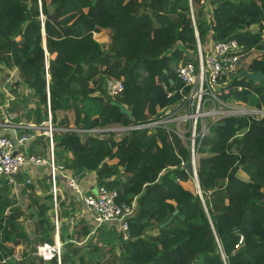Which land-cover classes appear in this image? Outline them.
<instances>
[{"label": "trees", "instance_id": "16d2710c", "mask_svg": "<svg viewBox=\"0 0 264 264\" xmlns=\"http://www.w3.org/2000/svg\"><path fill=\"white\" fill-rule=\"evenodd\" d=\"M190 4L203 45L208 37L235 39L239 54L252 57L246 70L264 72V0H0V69L15 70L14 88L27 87L17 99L0 93V104L21 108L16 121L40 124L49 102L57 161L73 173H94L118 203L135 202L123 240L115 224L95 233L86 218L70 224L79 202L71 193L58 196L59 264H264V115L211 126L199 147V189L181 164L187 150L166 133L109 130L143 122L171 101L163 84L180 85L173 69L196 43ZM41 15H48L43 23ZM107 28L111 45L102 50L93 33ZM100 35L106 46L107 34ZM241 71L220 98L264 110V82ZM110 76L124 86L114 98L105 88ZM31 102L36 108H28ZM92 129L102 130L84 131ZM50 190L44 176L25 184L22 205L7 183L0 185V264H58L56 256L34 255L36 245L54 244Z\"/></svg>", "mask_w": 264, "mask_h": 264}, {"label": "built area", "instance_id": "2783aa9c", "mask_svg": "<svg viewBox=\"0 0 264 264\" xmlns=\"http://www.w3.org/2000/svg\"><path fill=\"white\" fill-rule=\"evenodd\" d=\"M208 0H200V4ZM191 18L194 25L195 48L187 50L189 57L180 62L173 71L180 81V85L167 90V97L171 101L165 105L155 116L139 123L126 126L111 125L110 131L120 135L129 130H146L147 133L162 131L174 145L187 150V159H182V166L190 163V172L194 180L197 177L199 162V147L202 138L207 135L212 125L222 122L230 115L234 116H260L263 109H257L244 103H227L220 98L221 89L225 87L231 75L246 70L252 57H243L239 54L237 40L214 41L208 37L206 44H202L193 18L190 4ZM244 58L248 61L242 63ZM15 77H7L13 85ZM48 81V78H46ZM6 81V82H7ZM5 87V86H4ZM106 93L114 98L123 91V83L115 76H110L105 82ZM9 91V87L7 88ZM15 99L13 95L9 96ZM28 108H36L31 103ZM19 110H9V103L0 104V185L7 183L11 193L18 196L25 184H37L40 178L49 175L54 210V244H38L34 255L44 260L56 256L59 264V221L57 197L62 196L61 186L69 189L78 200L80 207L89 215L88 222L92 224L91 233H95L101 225L115 224L123 240L129 236L128 219L135 211V202L131 204L118 203L115 190L95 181L88 188L82 184V175L65 169L64 165L55 157V141L53 132L57 129L53 124L52 115L47 102V118L40 124L20 119ZM102 130V129H101ZM99 129L84 130L88 133L99 132ZM41 137L43 138L41 141ZM34 151H29V147ZM22 177V180H19ZM81 216L75 213L70 224H75ZM242 239V237H241ZM20 246L17 247L15 257L18 256Z\"/></svg>", "mask_w": 264, "mask_h": 264}, {"label": "water", "instance_id": "95a60500", "mask_svg": "<svg viewBox=\"0 0 264 264\" xmlns=\"http://www.w3.org/2000/svg\"><path fill=\"white\" fill-rule=\"evenodd\" d=\"M46 17L43 18V15H41L40 19L42 21V23L44 22V19ZM254 31L256 30V28L253 29ZM42 34H43V30H42ZM42 44H43V49L45 51V53L47 54L46 52V48H45V37H44V34H43V40H42ZM46 63V68L48 67V63H47V60L45 61ZM241 76H243L244 78H246L247 80L253 82V83H261V82H264V72L262 71H248V70H242L240 72ZM46 78H49V75L46 74ZM7 79H5L3 81L2 84H0V93L3 94L4 93V90H3V87L6 83ZM112 105L116 106L119 108L120 112L126 114L127 116L130 117V112L129 110L127 109L126 106H124L123 104H120L118 103L117 101L115 100H112ZM234 115H230L228 117H232ZM240 117V115H239ZM215 125H222V122H217L215 123ZM184 168L189 171L190 170V163L189 162H186L185 165H184ZM45 178H49V175H46ZM195 184L197 186V188L199 189V183H198V179L196 177L195 179ZM177 211L174 212V214H176ZM173 216H171L166 222L160 224V227H165L171 220H172ZM62 252V248L59 249V254Z\"/></svg>", "mask_w": 264, "mask_h": 264}, {"label": "rangeland", "instance_id": "374dc122", "mask_svg": "<svg viewBox=\"0 0 264 264\" xmlns=\"http://www.w3.org/2000/svg\"><path fill=\"white\" fill-rule=\"evenodd\" d=\"M54 9V6L53 5H51V9H50V11L52 12V10ZM48 15H44V17H47ZM100 41H104L102 38H98ZM246 61H248V58H244L243 60H242V63H245ZM4 74H8L9 76L8 77H10L12 74H13V76H12V78H14L15 77V70H8V69H3V70H1L0 69V82H2L3 81V79H2V76L4 75ZM7 79V78H6ZM9 87V91L8 92H12L13 90H16V92H17V94H13V96L15 97V99H17L19 96H21L22 94H24V95H27V87H23V86H21V87H19V86H16L15 88H14V86L11 84V83H8V85H7V87L6 88H8ZM12 90V91H11ZM9 99V97L7 98V100ZM10 99H13L12 97H10ZM9 99V100H10ZM6 100V101H7ZM5 101V102H6ZM31 103H33V102H31ZM30 103V104H31ZM29 104V105H30ZM28 105V106H29ZM19 110V112H20V110H21V108H19L18 109ZM22 111V110H21ZM260 116V114L258 115V116H256V117H259ZM21 119H23V118H21ZM263 177H264V174L262 175ZM38 184V183H37ZM35 185V184H34ZM36 188V194H41L42 192H43V190H42V187L41 186H35ZM61 189H62V196L65 194V192H67L68 194H70V191H69V189H67L65 186H64V184H62V186H61ZM20 198H19V200L21 201V203H22V205H25L26 204V197L25 196H20V194L18 195ZM77 212V214L79 215V216H81V218H86L87 220H89V215H88V213L86 212V210H84V209H82V207H80V206H78L77 207V210H75V213ZM26 229L28 230V231H31L32 229H33V227H32V225L30 224V223H26ZM61 247V246H60ZM21 248V247H20Z\"/></svg>", "mask_w": 264, "mask_h": 264}, {"label": "crops", "instance_id": "0c3cea01", "mask_svg": "<svg viewBox=\"0 0 264 264\" xmlns=\"http://www.w3.org/2000/svg\"><path fill=\"white\" fill-rule=\"evenodd\" d=\"M103 33H106L107 36H108V41L106 43V46H103L99 42L100 40L98 39L100 37V38H102L104 40V41H101V42H103V43L106 42V36L105 35H100V34H103ZM93 37L100 44L102 50H108L110 48V45H111V30L109 28L105 29L102 32H98V33L95 32V33H93ZM12 76H13V74L10 77H12ZM3 81L0 82V84H2ZM4 86L5 87H3V90H4V93L3 94L5 95L6 98H8L9 96H11V95L14 94L13 92H11V93L8 92V90L6 88L7 86L6 85H4ZM240 175L243 176V177H246V175L244 173H240ZM93 181H95V175H94V173L82 174V184H83V186H84L85 189L88 188L92 184ZM78 206H80V204H78ZM77 207H76V210H77Z\"/></svg>", "mask_w": 264, "mask_h": 264}, {"label": "clouds", "instance_id": "9594fccd", "mask_svg": "<svg viewBox=\"0 0 264 264\" xmlns=\"http://www.w3.org/2000/svg\"><path fill=\"white\" fill-rule=\"evenodd\" d=\"M61 254V253H60ZM60 258V257H59Z\"/></svg>", "mask_w": 264, "mask_h": 264}]
</instances>
